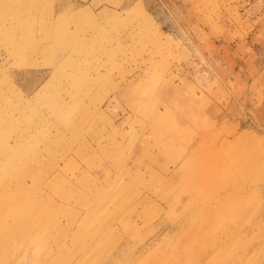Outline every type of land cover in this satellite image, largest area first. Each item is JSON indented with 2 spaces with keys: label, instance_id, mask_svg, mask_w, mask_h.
Here are the masks:
<instances>
[{
  "label": "rangeland",
  "instance_id": "1",
  "mask_svg": "<svg viewBox=\"0 0 264 264\" xmlns=\"http://www.w3.org/2000/svg\"><path fill=\"white\" fill-rule=\"evenodd\" d=\"M15 46L21 55L11 52ZM149 96L154 111L170 115V126L134 109L132 98ZM53 107L63 108L59 120L62 109L54 114ZM197 137L207 147L214 139L234 145L223 156L245 157L250 180L260 178L263 186L255 198L264 204V0H0V198L10 203L0 215L15 237L1 234L3 228L0 235L27 242H16L26 246L16 255L3 245L15 257L11 264H194L189 258L214 234L236 222L245 228L251 210L208 225L198 220L210 226L205 238L188 242L185 229L183 238L161 245L163 256L136 253L155 246L150 230L158 220L175 234L191 214L167 205L171 194L160 186L176 154L193 148ZM189 165L192 176L202 174L196 161ZM22 172L32 189L17 183ZM106 176L120 183L111 188ZM240 178L227 173L225 184ZM123 196L136 203L116 212ZM23 212L28 227L18 231L10 217H20L13 222L19 225ZM110 215L102 238L105 231L94 224ZM37 216L45 220L28 240ZM53 219L64 230L89 221L77 249L63 232L41 234ZM118 222L141 232L117 238ZM255 224L241 244L235 238L204 264H264V210Z\"/></svg>",
  "mask_w": 264,
  "mask_h": 264
},
{
  "label": "bare ground",
  "instance_id": "2",
  "mask_svg": "<svg viewBox=\"0 0 264 264\" xmlns=\"http://www.w3.org/2000/svg\"><path fill=\"white\" fill-rule=\"evenodd\" d=\"M3 25L5 26L6 24ZM49 25L48 27L50 28L52 25L51 24ZM49 28L46 30L47 32ZM5 32L7 31H2L1 34H4ZM65 33L66 35H68L69 30L64 29V34ZM11 52L21 55L18 46H15ZM128 86H129L128 81L127 80L124 81L123 86L120 89V92L123 90L126 91ZM134 87L136 88V86ZM115 97L119 98V96H115ZM150 97L151 96L146 98L142 97L143 100L138 97H136L137 99L132 98V102L135 101L137 103V107L134 109L146 113L145 114L146 118L150 116L151 118L156 119V123L158 126H162V125L170 126L172 124L169 118L170 115L162 116L158 112L154 111L153 102H156V100L153 97V99L150 101ZM126 100L128 101L127 96H126ZM52 110L54 114H56L57 111L61 110L57 117L58 120L61 117H63L62 116L64 113L63 108L53 107ZM153 112H156L157 115H154ZM177 125L181 126L183 124H181V121H179L177 122ZM211 137L213 138V136L208 137L209 140ZM193 140L196 141L193 142L195 144L193 148L183 150L176 154L177 155L176 158L178 159L175 160L174 165H171L172 174L168 179L164 180L162 186H160L161 190L163 189L164 191L167 192L169 191L168 193L171 194L170 196L165 197L168 198L167 205H172V204L183 205L186 212H190L191 214H189L188 217L183 219V221L177 227L178 231H175V234L173 233L175 229L172 227L170 223L165 221V219L158 220L155 224L152 225V228L150 230V232L152 233L150 237L151 242H154L155 243L154 245L156 247L155 246L150 247L151 245L150 243L138 247L136 258H141L145 254L150 257H155L158 255L163 256L167 254L166 251L167 249L164 247L166 249L164 250V248L161 245L164 244L165 246H168L169 242L177 241L178 239H180V237H182V236L179 237V235L183 234V231L185 229L191 231V233L187 234L189 235L187 237L188 242H193L197 240L199 241L200 238L204 239L205 238L204 231L210 226L204 227L202 224L208 225L209 223H211V221H214L216 219L220 220V217L223 219L225 215L227 217L233 218L237 213H240L242 215L243 213L245 214L246 212H249L251 210V213L253 215H251V217L249 218V222L247 223L245 228H241V229L237 228L238 222H236L234 228L232 229L225 228L221 232L214 234L215 236L214 238L209 240L207 244L203 245L198 252H194L189 258L194 260L193 261L195 262L194 264H204L206 262L207 254L213 253L214 255L215 253L218 252V250H220V248L226 247L227 244L231 243L235 238L237 239H235L234 244H238V245L241 244L243 242L244 236L249 235L250 232L254 230L256 226L255 223L257 219L260 218L261 211L264 210V204L261 203L262 201L255 198V195L258 194L260 190H263V186L258 183L259 181L258 179L260 178L256 177L254 178L255 180H250V176L248 175V173L251 170H249L250 166L247 163L245 157L242 155L240 158L236 157L237 153L235 151L229 153L226 156H223V152L224 151L226 152L228 148L234 147V145L228 143L229 141L227 139L226 140L228 142L225 139H223L222 141H217L214 139L213 140L214 143H212L211 141L210 146L207 147V144L204 143L203 139L197 137V140L196 139ZM237 140L238 139H236L235 142ZM205 147L209 149V153L200 154L198 159L195 160L194 158L195 156H197L198 150H201ZM189 159H192V161H196V165L198 166V171L202 174H198L194 176L191 175ZM227 173L228 175L240 174L241 178L236 181V184L234 183L225 184V178ZM17 179H18L17 183H20V185H25L28 188L32 189V182L27 174L22 172V176L17 177ZM104 183H106V185L113 188L117 186L118 183H120V179L116 178L114 180H111L110 177L106 176ZM37 188L41 189L42 186H38ZM202 188L205 189L208 188V190H210V193H204L202 191ZM186 193L187 195H185ZM133 198L134 197H130V196L126 198H124V196L122 198H118L116 200V207L114 206V210L116 212H119V210H122L123 207L129 203L130 205H134L136 201H133ZM9 204L10 203L8 198H0V209H2L4 206H8ZM25 207H30V206H25ZM113 216L110 215L104 217V219L96 222L94 224V227L96 229H100L101 230L100 233L105 230L110 231L111 229H110V225H108V222L112 219H108V218H111ZM19 218L20 217L15 216L14 214L13 216L10 217V219H12L11 224L13 226L19 227L18 231L28 227L27 219H29V215L28 213L23 212V216H22L23 223H20L19 225L13 223L18 221ZM243 219H245L244 216L242 217V220ZM44 220H45L44 216L31 217L30 223L32 227H30L31 231L29 232L30 234L27 236L28 240H32L34 238L35 231H38L37 225L42 224ZM198 220L202 224L201 223L197 224ZM240 220L241 219L238 218V221ZM1 221H2L1 223L2 227L0 228H3L1 234H5L6 236H10L12 238L15 237V231L10 230L7 227L8 226L7 222L9 221V219H6L0 215V222ZM225 222L227 223V220H225ZM89 225H90L89 221L84 219L77 228L70 226L67 230H64L56 222V220L53 219L47 222L44 229L41 230V234L43 231L50 233H57L58 231H60V233L63 232L62 234L63 236L70 238L71 247L77 249L79 241L83 239V235L85 234L84 232L89 227ZM114 230H116L115 237L117 238L122 237L123 239L130 238L131 240L141 232L140 227L130 224H122V222L116 223ZM106 231L105 233L101 234L102 238L107 236ZM175 237H177V240H175ZM43 238L50 240L51 236L44 233ZM99 239H101V237H99ZM18 241L22 242L23 244H27L25 240H17L14 243L6 242V237L4 235H0V264H11L13 259H15V257L4 253L3 245L7 244L11 246L14 255H16L21 250H26L25 245L21 243L20 244L16 243ZM114 242H115L114 239H111L109 240L108 243L110 246H112L114 245ZM156 243H158L159 246L156 245ZM179 244H180V248H179L180 250L182 248L180 241ZM204 256L205 258L202 261ZM49 258L50 257H43V260L46 261ZM182 258H185V256L182 255ZM164 260L165 262L163 263L159 262L157 264H167L166 259Z\"/></svg>",
  "mask_w": 264,
  "mask_h": 264
}]
</instances>
